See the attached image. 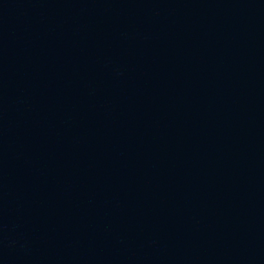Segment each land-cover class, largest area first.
Masks as SVG:
<instances>
[{"label": "water", "instance_id": "95a60500", "mask_svg": "<svg viewBox=\"0 0 264 264\" xmlns=\"http://www.w3.org/2000/svg\"><path fill=\"white\" fill-rule=\"evenodd\" d=\"M183 264H264V0H189Z\"/></svg>", "mask_w": 264, "mask_h": 264}]
</instances>
